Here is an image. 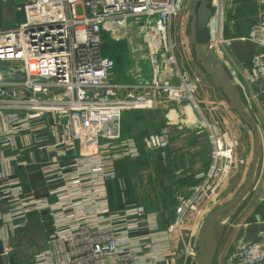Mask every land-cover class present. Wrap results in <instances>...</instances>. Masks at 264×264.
I'll list each match as a JSON object with an SVG mask.
<instances>
[{
  "label": "built area",
  "instance_id": "1",
  "mask_svg": "<svg viewBox=\"0 0 264 264\" xmlns=\"http://www.w3.org/2000/svg\"><path fill=\"white\" fill-rule=\"evenodd\" d=\"M210 1L207 50L231 71L261 145L264 126L255 101L264 107V0H256L257 20L247 35L260 49L246 67V81L232 68L222 34L229 21L226 15L235 13L239 1ZM77 5L81 14L75 11ZM15 9L23 12V20L0 29V161L9 163L32 147L40 159L47 154L41 166L47 195H23L19 181L12 178V188L0 193V200L7 198L8 203L6 211L0 210V230L16 228L42 211L50 228L43 249L21 264H162L171 257L196 264L199 231L220 206L233 178L236 141L225 132L211 133L208 168L186 194L175 189L174 202L166 209L147 210L131 202L125 194V178L117 172L119 161L143 153L149 161L153 151L166 158L172 126L191 129L187 124L197 127V132L208 127L194 112L198 108L194 94L206 74L190 73L194 61L187 39L177 41L172 32L180 14L188 17L190 4L185 0H23ZM214 17L223 23L218 21L211 29ZM110 24L125 31V74L134 79L122 97L116 95L120 87L115 82L116 58L103 50L102 35ZM228 27H233L231 21ZM131 32L139 35L143 55L136 54L139 46L130 41ZM165 105L181 106L176 111L178 123L168 119L140 140L122 137L124 113ZM262 180L259 174L252 182V193L237 216L264 201ZM110 181L117 182L124 204L117 209L110 207ZM243 181L244 177L237 181V188ZM162 216L170 219L169 227H161ZM237 249L229 264H264V231Z\"/></svg>",
  "mask_w": 264,
  "mask_h": 264
},
{
  "label": "crops",
  "instance_id": "2",
  "mask_svg": "<svg viewBox=\"0 0 264 264\" xmlns=\"http://www.w3.org/2000/svg\"><path fill=\"white\" fill-rule=\"evenodd\" d=\"M248 31L245 32L244 35L237 37V36H233L235 33H237V30L235 29L234 25L231 29H229V27H227L226 25L222 27V34L226 39L225 42L226 56L230 61L232 68L237 73L238 78L242 79V81H246V67H247V65L243 61L246 59L247 55H251L260 49L259 45L247 39ZM207 46L208 43L206 42L205 53L211 55V53L207 50ZM249 48H251L252 51V53L250 52L251 54L248 53ZM136 54H139V52H137ZM216 63L225 69V78L231 82V84L234 87V92L237 99H239V101L243 104L244 108H246L245 98L243 96V93L241 92L239 87L235 85V80L233 79L231 71L227 69L224 65H222L220 62L218 63L216 61ZM126 65L127 63L122 67V69L116 70L117 77L115 78V82L120 86L116 92V95L120 97L125 95L126 89L129 88V85H131L132 82L134 81V79H132L131 77L126 76L125 74ZM211 87H212L210 88L212 90L211 95L213 96V98H215L213 99V103L214 104L216 103L215 108L218 107L219 109H221V111H223L226 107H224L223 105L224 103L218 100L219 96L218 97L215 96V93L217 91L213 88V86ZM199 97L202 98L200 93H199ZM255 106L258 109V111L261 113L262 122L264 126V107L261 106L257 101H255ZM135 113H139V112L135 111ZM235 116L236 115L232 113L229 115V117L231 118L230 124H235V127H237L240 132L235 135L233 134L232 139H234L236 142L237 140L240 141L242 149L246 152V150H248L251 131L242 120L236 119ZM120 126H121V121H120ZM229 126L232 125L226 123L225 120H223L222 122L215 121L209 123L205 131L197 132L193 130H188L182 126L177 125L173 127L174 132H171V144L169 148L166 150L167 153L166 158H163L159 151H153L151 152L153 156L152 161L148 160L147 155L145 153L141 154V156L136 159H126L119 161L117 164V172L119 174L123 173L120 168L121 165L125 163L133 164V162L140 163L143 161L141 160V158L144 157L143 155L146 156L145 161L147 162V164L144 166L146 167L149 166L150 168L147 173L143 174V176L151 177L152 184L149 181H147L146 183H144L143 187L144 186L149 187L151 184L150 188L152 190L150 189L151 192L147 193L148 188H143L142 191L143 193L145 192L144 196H142L143 193H138L137 189L134 188V185L132 183V178L134 177V175L132 176V178L127 177L128 179H125L127 180L126 183L127 195L130 201L138 205H141L146 209L148 207L161 208L168 205H172L174 202L173 192L175 191V189H179L182 193L186 194L188 192V188L197 181V176L200 173L206 171V169L208 168L211 162V151L213 149V144L210 141V134L222 133L221 131L222 128H227ZM261 145L259 146L258 153L256 154L257 158L260 160H259V164L257 162L255 164L256 173H254L253 175V181L256 179V177L259 174H262V179H263L262 181L264 184V140L261 143ZM45 155H46L45 159H40L35 147H32L28 150L21 152V154L16 159L10 161L9 163H7L4 160H1L0 161V193L3 188H6L8 190L10 189V187L12 188V186L9 185V181L12 178H16L19 181V185L22 189L23 195H34L35 197H41L47 195V188L43 181V175L41 172V166L43 165L44 161L48 159V155L47 154ZM241 166H242L241 164L235 162V165L233 167L234 173L232 175L233 176L232 179L234 178L237 179L236 181L234 180L235 183L238 180L240 182L242 180V174L240 173ZM8 171L11 173V175L4 174ZM128 173H130V171L124 173L125 175L123 174V176L126 177ZM151 173L154 174L155 179L152 178ZM136 175H139V172ZM163 175H165L169 181L167 185L164 184L165 180ZM156 182H158V186H156ZM113 184L117 185V182L110 181L108 184V189L109 186L110 185L112 186ZM251 193L252 191L249 190V192L245 194L237 202V204L234 205V207H238V206L240 207L241 205H244L248 201ZM7 205H8L7 198H3L0 200V210L2 212L6 211ZM234 207H232L227 212L231 213L234 210L233 209ZM263 207H264V201L262 202L257 201L254 205L251 206L250 209L247 210L249 213L246 216H242L239 219L237 218L231 219L227 217V215H224L222 213L213 221L214 233H215V239L217 245L215 247V250L213 252L209 264H229L231 262L230 260L231 257L238 250L237 249L238 245H242L249 240H253L257 238V235H252L251 232H249V229L253 228L254 225L260 224L263 218H262V214L259 212ZM40 219L46 221V223L49 226L48 216L46 215V212L43 213L42 211L39 215L33 214L29 216L24 224L16 228H12V226H10V227H6L5 230L2 231L0 230L1 233L0 236L2 237L1 239H3V241L2 240L0 241V264H9L8 263L9 255H11L10 252L12 251L10 245L12 241H14V239L33 241L32 243L29 244L30 246L29 253L31 254L29 260H31L32 257L37 252L43 249V242L48 237L49 232L39 231L40 235L36 234L35 224L38 223ZM31 222H33L31 226V230L30 229L27 230ZM232 222H233V227L229 226L230 224H232ZM160 225L161 227L164 228L169 227L171 225V221L168 217L162 216L160 220ZM223 226L225 227L227 226L228 229L233 228V230L230 232L223 231L222 230ZM14 258L16 261H18L16 257ZM18 262L19 264H21L20 260ZM162 264H190V263H188L187 261H183L182 259L179 258L171 257Z\"/></svg>",
  "mask_w": 264,
  "mask_h": 264
},
{
  "label": "rangeland",
  "instance_id": "3",
  "mask_svg": "<svg viewBox=\"0 0 264 264\" xmlns=\"http://www.w3.org/2000/svg\"><path fill=\"white\" fill-rule=\"evenodd\" d=\"M193 0H185V2H187L188 4H192ZM216 2V0H214ZM238 6L235 10L234 14L231 15H226L225 18H227V20L230 19V21L233 23V25L235 26V29L237 30V33H235L233 36H241L244 35L245 32H247L248 30H250L251 26L256 22L257 20V4H256V0H237ZM23 0H6L4 2H2L0 0V29H5L8 27H12L16 22L18 21H22L24 18L23 12L22 11H16L15 9V5L17 3H22ZM241 2V3H240ZM189 9V6H188ZM75 11L77 14H81L82 13V8L80 5H77L75 7ZM232 12V11H231ZM187 14V12H186ZM220 21V19H218ZM221 22V21H220ZM223 22H221L222 24ZM228 23L229 21H226V26L228 27ZM186 26H187V18L185 17V14H180L174 21L173 26H172V32L175 33V37L177 38V41H183L185 40V38L187 39V30H186ZM129 38L131 39L130 41H132V44L134 45H138V50H136L137 52H139L140 55L144 54V47L140 46V40L138 39V34L136 32H131L129 33ZM102 39H104V46H103V50L106 54L112 55L113 57L116 58V70L122 69V67L126 64L127 62V47H126V35H125V31L124 29L120 28L119 26L115 25V24H110L105 32L102 35ZM134 45V46H135ZM136 48V46H135ZM204 48H205V43H204ZM252 53L251 48H249L248 53ZM250 53V54H251ZM252 55V54H251ZM251 55H247L246 59L243 61L247 66H249L250 64V57ZM194 61V60H193ZM202 71V69H200V67L195 63H193L192 69H191V74H196L198 75V73H200ZM205 75V74H204ZM206 76V81H200V86L198 85L197 87H199V89L196 91V93L194 94V99L197 103L198 108L194 109L195 112V116L199 117L203 123H205L207 126L209 125V123L212 122H217V121H223L225 120L226 123H228L229 126L227 128H222V133H226V135L231 139L233 137V134H238L240 131L237 127H235V124H230V120L231 118L229 117V115L232 113L234 115H236V119H240L242 120L237 113L227 104L225 103L219 96V94L216 92L215 96L218 97L219 96V101L224 103V107H226L223 111H221V109H219L218 107L215 108L216 103H213V96L211 95V82L208 78L207 75ZM210 92V93H209ZM199 93L202 96V98L199 97ZM205 97V98H203ZM209 103V104H208ZM183 105V104H182ZM175 107H172L171 105H165L162 108V112L163 114H159L157 113L158 110H160L161 108H155V109H144V110H138L136 112L139 113H135V111H131L130 112H126L125 114H123L122 118H121V134L122 136H127V137H133L136 138L137 140L141 139L143 136L151 133V132H155L156 130H158L164 123L165 121H167L170 119L173 121V125L175 123H178L177 120L180 117V113L176 112L177 110L181 109L180 107H177L176 109H173ZM200 108V109H199ZM229 114H228V112ZM173 111V114H175V118L176 119H172L168 116V114ZM167 114V115H166ZM167 116V117H166ZM191 118H193V116L191 115ZM243 121V120H242ZM187 127H190L191 129L188 130H193V131H198L197 127H191L187 124H185ZM213 125V124H212ZM175 127V126H172ZM207 129V127H206ZM205 131V129L203 130ZM172 132L173 128H172ZM239 144V145H238ZM241 149V150H240ZM233 153L235 154L233 156V161L241 164L242 166L240 167L241 173L245 172L244 174H242V177H244L245 180V174L247 169L253 165L254 167H256V162L259 164V160L257 158V155L255 156V160H254V154H253V142H252V134L251 137L249 139V145H248V150H246V152L242 149V146L240 144V141L237 140L236 145L234 146V150ZM144 157L141 158V160H143L140 163H136L134 162L133 164L130 163H125L123 165H121V171L124 174L128 171H130L131 174L135 175L132 178V183L134 185V188L137 189L138 193H143V188H148L147 193L151 192V177L148 176H143V174L147 173L149 171V166H144L147 164V162L145 161L146 156L143 155ZM257 158V159H256ZM146 167V168H145ZM139 172V175H136ZM148 175V174H147ZM152 178L155 179L154 174H152ZM165 183L164 184H168V179L166 178L165 175H163ZM233 180V181H232ZM234 180L236 181L237 179H231L229 182V189L223 193L222 195V199H221V205L225 204L226 202H228L234 195L235 193L240 189V187L242 186V184L240 185V187L237 188L236 183L234 182ZM147 181H149L151 184L150 186H144V183H146ZM156 186H158V182H156ZM151 189V190H150ZM118 193V190H117ZM145 193V192H144ZM144 193L142 194V196H144ZM114 204H118L121 206H124V204H122L121 200H120V192H119V196L118 194H116V191L114 190V197L112 199ZM237 204V203H236ZM245 205V204H244ZM244 205H241L240 207H234L233 211L231 213L229 212H225L223 213L224 215H227V217L229 218H237L239 219L242 216H246L248 215V207H246V209H244L241 213L240 216L238 215V212L240 209L243 208ZM171 205L165 206V207H161V208H150L148 207V210H155V209H166L167 207H169ZM219 207V206H218ZM216 209V208H215ZM214 209V210H215ZM213 210V211H214ZM262 214V218L264 219V207L261 209V211L259 212ZM238 222V221H237ZM32 223L28 226L27 230L30 229L31 230V226ZM229 226L233 227V222L232 224H230ZM36 227V234L40 235V232H49L50 228L48 226V224L46 223V221L44 220H39L38 223L35 224ZM38 230V231H37ZM223 231H227L230 232L233 230L232 229H228L227 226H223L222 228ZM264 231V225H254L253 228L249 229V232H251L252 235H258L260 234V232ZM256 239V238H255ZM33 241L27 240H20V239H14V241H12L11 243V248L12 251L10 252V254H12L14 257H16L18 259V261L20 260L21 263H25L27 262L30 257L31 254L29 253V244L32 243Z\"/></svg>",
  "mask_w": 264,
  "mask_h": 264
},
{
  "label": "water",
  "instance_id": "4",
  "mask_svg": "<svg viewBox=\"0 0 264 264\" xmlns=\"http://www.w3.org/2000/svg\"><path fill=\"white\" fill-rule=\"evenodd\" d=\"M210 0H193L187 17V44L195 63L208 76L211 85L218 92L222 100L227 103L248 126L252 134L254 160L260 146V135L255 121L245 110L243 104L237 99L234 87L225 78V69L216 63V59L205 53L204 43L208 39L206 24L212 15ZM256 169L251 165L245 174V180L235 195L225 204L212 211L204 221L199 234L196 251L197 264H209L217 245L213 221L222 213L230 210L251 188L253 175ZM45 213V211H43ZM9 264H19L14 256L9 255Z\"/></svg>",
  "mask_w": 264,
  "mask_h": 264
},
{
  "label": "trees",
  "instance_id": "5",
  "mask_svg": "<svg viewBox=\"0 0 264 264\" xmlns=\"http://www.w3.org/2000/svg\"><path fill=\"white\" fill-rule=\"evenodd\" d=\"M131 113V112H130ZM157 113H159V114H163V112L161 111V110H158L157 111ZM125 114V113H124ZM123 116V115H122ZM122 118V117H121ZM170 118H172V119H174L175 118V116H174V114H172L171 115V117ZM133 162V161H132ZM134 163V162H133ZM130 164H132V163H130ZM119 174V173H118ZM120 176H123V174H119ZM125 175V174H124ZM130 175V176H129ZM132 176H133V174H131V173H128L127 175H126V177H124L125 179H128V178H132ZM135 176V175H134ZM128 177V178H127ZM125 182L127 183V180H125ZM114 190L116 191V194H118V196H119V191H118V193H117V190H118V186L117 185H115V184H113L112 186L110 185L109 186V202H110V206H111V209H115L116 207H118L119 205L116 203V204H114L113 203V201H112V199H113V197H114ZM125 194H126V196H127V198H128V195H127V185H126V190H125ZM120 207V206H119ZM118 207V208H119ZM117 209V208H116Z\"/></svg>",
  "mask_w": 264,
  "mask_h": 264
},
{
  "label": "bare ground",
  "instance_id": "6",
  "mask_svg": "<svg viewBox=\"0 0 264 264\" xmlns=\"http://www.w3.org/2000/svg\"><path fill=\"white\" fill-rule=\"evenodd\" d=\"M218 21H219V20H218L217 18L214 17V18L211 19V21L209 22V27H210L211 29L217 27V25H218ZM184 108H185V111H186V113H187L188 118H189V119H192V118H191L192 112H191V110L189 109V106L186 105ZM172 114H173V111H171V112L168 114V116L171 117ZM174 116H175V114H174Z\"/></svg>",
  "mask_w": 264,
  "mask_h": 264
}]
</instances>
